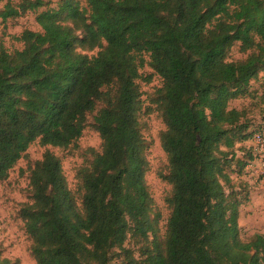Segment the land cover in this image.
I'll return each instance as SVG.
<instances>
[{
	"label": "trees",
	"instance_id": "1",
	"mask_svg": "<svg viewBox=\"0 0 264 264\" xmlns=\"http://www.w3.org/2000/svg\"><path fill=\"white\" fill-rule=\"evenodd\" d=\"M87 4L19 0L0 9L3 21L37 12L43 29H25L21 50L0 48V181L36 140L76 144L90 115L102 139L78 172L81 207L59 156L47 151L31 167V201L20 215L37 264H111L119 253L123 264H264V235L242 238L245 200L232 177L252 158L251 149L237 157L236 145L261 126L230 106L253 95L251 81L264 73V0ZM237 43L249 54L229 61ZM146 64L162 78L152 103L166 123L163 176L173 187L164 241L145 179ZM128 241L140 246L139 257Z\"/></svg>",
	"mask_w": 264,
	"mask_h": 264
},
{
	"label": "rangeland",
	"instance_id": "2",
	"mask_svg": "<svg viewBox=\"0 0 264 264\" xmlns=\"http://www.w3.org/2000/svg\"><path fill=\"white\" fill-rule=\"evenodd\" d=\"M48 7H57L60 0H46ZM82 7H88L87 0H79ZM8 2L14 4L19 0H3L0 9ZM47 8L43 7L39 11ZM37 12L28 11L18 17L3 21L0 18V48L4 46L9 52L24 48V43L19 39L25 29L42 32L43 29L37 22ZM98 48L85 51L90 55L95 54ZM248 52L240 50L237 43L229 52L228 60H241L246 58ZM148 60L149 57L146 56ZM147 75H152L151 82L140 81L143 90L144 111L141 115L142 133L147 143L146 158L148 169L146 183L154 201V214L159 213L158 234L162 241L165 240L166 226L171 214L169 197L172 195V184L163 175L169 172L168 155L165 152L161 136L166 129V123L155 103L153 95L162 85L161 76L148 64L142 69ZM254 94L230 102L231 107L245 111L246 116L255 128L264 126V73L258 79L251 81ZM155 99V96H154ZM88 126L78 142L69 147L44 145L40 140L33 142L24 156L10 170L8 177L0 181V257L8 258L15 264H37L31 254L32 240L28 236L25 222L20 215L22 206L31 201L30 169L37 161L43 158L47 151H51L61 158L64 174L70 189L75 193L79 207L82 204V191L78 172L80 168L89 164L96 152L102 150V139L99 132L92 125L93 117L89 116ZM250 140L235 147L237 157H243L246 150L251 149ZM264 171L260 162H257L249 172L244 169L235 173L233 185L235 191L243 201L240 206L239 223L242 227V238L249 241L255 234L264 235ZM127 246L134 249V254L139 257L140 246L133 241H128ZM123 253L116 254L111 264H123Z\"/></svg>",
	"mask_w": 264,
	"mask_h": 264
},
{
	"label": "built area",
	"instance_id": "3",
	"mask_svg": "<svg viewBox=\"0 0 264 264\" xmlns=\"http://www.w3.org/2000/svg\"><path fill=\"white\" fill-rule=\"evenodd\" d=\"M250 139L252 158L248 161L245 167L247 173L249 172L250 168H253L254 165H256L257 162H260L264 169V126ZM261 174L263 176L264 171Z\"/></svg>",
	"mask_w": 264,
	"mask_h": 264
}]
</instances>
